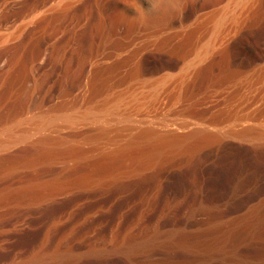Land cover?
Returning <instances> with one entry per match:
<instances>
[{"label":"rangeland","instance_id":"rangeland-1","mask_svg":"<svg viewBox=\"0 0 264 264\" xmlns=\"http://www.w3.org/2000/svg\"><path fill=\"white\" fill-rule=\"evenodd\" d=\"M0 264H264V0H0Z\"/></svg>","mask_w":264,"mask_h":264},{"label":"bare ground","instance_id":"bare-ground-1","mask_svg":"<svg viewBox=\"0 0 264 264\" xmlns=\"http://www.w3.org/2000/svg\"><path fill=\"white\" fill-rule=\"evenodd\" d=\"M222 17H223V16H222ZM235 18H236V17H235ZM219 20H220V19H219ZM217 33H218V32H217ZM217 37H218V36H217ZM183 82H184V81H183ZM158 85H159V84H158ZM155 86H156V85H155ZM163 86H164V85H163ZM163 86H162V87H163ZM139 97H140V96H139ZM135 99H136V100L138 99L137 101L139 102V98H134V100H135ZM117 101H118V100H117ZM131 102H132V101H131ZM133 102H134V101H133ZM117 103H118V102H117ZM115 104H116V103H115ZM112 105H113V104H112ZM110 107H111V106H110ZM103 110H104V109H103ZM109 111H110V110H109ZM92 116H93V115H92ZM84 118H85V117H84ZM105 118H106V117H105ZM101 120H102V119H101ZM84 121H85V120H84ZM154 122H155V121H154ZM194 122H195V121H194ZM237 122H238V121H237ZM197 123H198V122H197ZM234 123H235V122H234ZM243 123H244V122H243ZM247 123H248V122H247ZM84 124H85V123H84ZM86 124H87V123H86ZM195 124H196V123H195ZM195 124H193V123H192V125H191V123H190V124H187V125H184V124H183L184 126H182V125H177V126H174V129H175V130H174V129L171 130L170 128H168V130L165 128L166 131H163V130H162V131H161V130H160V131H148V130H147V131H145V132H142L138 137L134 136V137H136V138H134V141H135V142H138V140L140 141V139H141L142 141H144V140H146V141H147V140H152V141L154 140V141H155V140H156V144H157L158 141L165 142V141H166V137L162 136V133H164V134H166V133L168 134V133H170V132H174V133H175V131L178 132L179 130H181V131L183 130V132H184V130H185V133H187L186 130L188 131V130H190V129H191V131H193V130L196 131L197 129H196V127L194 126ZM199 124H200V123H198V125H199ZM90 125H91V124H90ZM135 125H136V124H135ZM162 125H163V124H162ZM198 125L196 124V126H198ZM204 125H205V124H204ZM241 125H242V124H241ZM144 126H145V125H144ZM166 126H167V125H166ZM200 126H201V125H200ZM200 126H199V127H200ZM238 126H239V125H238ZM199 127H198V128H199ZM201 127H202V132H203V131L206 132V130H205L206 127H205V129H204L203 126H201ZM189 128H190V129H189ZM224 128H225V127H224ZM234 128H235V127H234ZM199 129H201V128H199ZM199 129H198V130H199ZM203 129H204V130H203ZM207 129H208V128H207ZM216 129H217V128H216ZM220 129H221V128H220ZM220 129H219V130H220ZM225 129H226V128H225ZM238 129H239V128H238ZM243 129H244V128H243ZM251 130H252V129H251ZM191 131H188V134H189V135H190V134L193 135ZM194 131H193V133H194ZM200 131H201V130H200ZM242 131H243V130H242ZM179 132H180V131H179ZM190 132H191V133H190ZM202 132H200V134H201ZM245 132H246V131H245ZM198 133H199V132H198ZM198 133L195 132V135L197 136ZM164 134H163V135H164ZM183 134H184V133H183ZM177 135H178V134H177ZM185 135H186V134H185ZM201 135H202V134H201ZM252 135H253V134H252ZM180 136H181V135H180ZM193 136H194V135H193ZM186 137H188V136L186 135ZM189 137H190V136H189ZM168 138H169V137H168ZM179 138H180V137H179ZM181 138H182V137H181ZM206 138H207V137H206ZM131 139H132V138H131ZM169 139H170V138H169ZM157 140H158V141H157ZM167 140H168V139H167ZM170 140L172 141L173 139L171 138ZM154 141H153V142H154ZM174 141H176V139H175ZM177 141H178V140H177ZM179 141H180V139H179ZM181 141H182V140H181ZM177 143H178V142H177ZM182 143H183V142H182ZM159 144H161V143H159ZM162 144H163V143H162ZM169 144H171V143H169ZM157 145H158V144H157ZM179 146H180V145H179ZM112 147H113V146H112ZM118 150H119V149H118ZM120 152H121V151H120ZM109 159H110V158H109Z\"/></svg>","mask_w":264,"mask_h":264}]
</instances>
